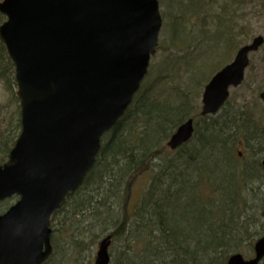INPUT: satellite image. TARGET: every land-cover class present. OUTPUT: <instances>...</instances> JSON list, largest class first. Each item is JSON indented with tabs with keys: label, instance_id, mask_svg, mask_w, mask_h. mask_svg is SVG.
Listing matches in <instances>:
<instances>
[{
	"label": "water",
	"instance_id": "water-1",
	"mask_svg": "<svg viewBox=\"0 0 264 264\" xmlns=\"http://www.w3.org/2000/svg\"><path fill=\"white\" fill-rule=\"evenodd\" d=\"M8 19L0 39L15 64L22 132L0 165V201L19 195L0 214V264H43L52 252L50 218L92 168L103 134L126 112L148 72L162 26L158 0H3ZM256 37L205 87L202 114L216 113L239 85ZM264 99V92L261 93ZM182 124L168 145L193 134ZM264 168V159H263ZM111 236L99 243L94 264H109ZM232 255L226 264H259Z\"/></svg>",
	"mask_w": 264,
	"mask_h": 264
},
{
	"label": "trees",
	"instance_id": "trees-1",
	"mask_svg": "<svg viewBox=\"0 0 264 264\" xmlns=\"http://www.w3.org/2000/svg\"><path fill=\"white\" fill-rule=\"evenodd\" d=\"M170 21L172 27L179 22L176 14ZM216 33L220 38L222 31ZM237 44L230 30L218 46L225 53L221 59H228L225 48L234 51ZM175 47L188 48L184 39ZM212 64L193 68L207 70L209 80L221 67ZM152 68L123 118L103 136L82 185L53 214L54 252L45 264H64L67 255L68 264L74 263L108 233L113 264H226L231 254L245 244L253 247L264 235V197L258 196L264 189V124L249 109L230 113L224 107L217 115L200 116L197 86L177 92L173 101L160 99L147 84ZM0 80L14 94L13 64L2 42ZM189 118L196 121L194 137L171 151L168 139ZM1 134L0 164L15 142ZM146 172L152 173L150 183L130 211L133 185ZM7 206L1 203L0 211Z\"/></svg>",
	"mask_w": 264,
	"mask_h": 264
},
{
	"label": "rangeland",
	"instance_id": "rangeland-1",
	"mask_svg": "<svg viewBox=\"0 0 264 264\" xmlns=\"http://www.w3.org/2000/svg\"><path fill=\"white\" fill-rule=\"evenodd\" d=\"M190 1L159 0L163 24L159 33L158 49L151 60V67L154 66L153 73L148 78L147 84L154 86V94L157 97L170 101L176 99L177 92L193 91L197 86L198 92L200 91L198 101L199 108H201V97L209 72L206 70L204 73H197L193 66H202L214 61L212 67L223 62L222 67L233 60V56L240 46L251 42L257 35L264 36V0H216L213 3L201 4V8L192 15V12L187 9V7H192ZM186 13L189 15L186 16ZM174 14L178 20L184 19L181 21V31L178 29L180 27L178 21L173 24V27L178 29L177 33L174 32L170 23L172 22L170 19H174ZM220 21L222 25L219 24ZM218 29L222 31V34L220 38L216 39ZM230 30L237 34L238 47L234 51L232 48H225L228 60L223 61L221 57H216L218 53L212 49L213 45L216 50L219 49L218 46L221 48L224 45V40ZM183 39L188 47L187 50L175 47H181ZM214 41L219 42L218 46L214 44ZM224 54L221 53V55ZM212 70L214 68L209 69V71ZM194 74L196 75L194 76ZM200 75L202 83L196 85ZM157 78L159 84L156 86ZM262 91H264V45L258 51L250 54V64L246 68L241 85L230 88V96L225 105L226 110L232 113L237 109H249L254 113L255 119L264 124V101L259 97ZM19 118V100L15 98L12 90L7 88L6 82L0 80V131H2L0 133L9 135L11 141L19 133L17 127ZM7 128L12 129V132H3ZM151 176V172H146L134 183L129 202L130 211H133L134 206L140 200L143 191L150 183ZM258 196L264 197V189ZM96 249L97 244L94 247L91 246L90 250H86V255L78 257V261L74 263L70 261L69 264H87L89 260H91L89 264H92ZM241 252L246 258L253 256V248L247 244L243 246ZM112 253L114 256L115 252ZM68 257L70 256L67 255L64 259V264H68Z\"/></svg>",
	"mask_w": 264,
	"mask_h": 264
}]
</instances>
